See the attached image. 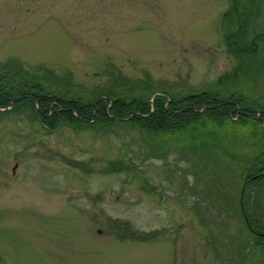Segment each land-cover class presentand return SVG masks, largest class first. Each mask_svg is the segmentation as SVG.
I'll list each match as a JSON object with an SVG mask.
<instances>
[{"label": "rangeland", "instance_id": "rangeland-1", "mask_svg": "<svg viewBox=\"0 0 264 264\" xmlns=\"http://www.w3.org/2000/svg\"><path fill=\"white\" fill-rule=\"evenodd\" d=\"M234 2L252 14L249 37L263 34L264 0ZM232 9L233 0H0V65L68 77L58 86L85 99L99 89L215 94L236 120L201 117L197 133L150 155L127 125L50 133L29 108L1 115L2 264H264V239L241 208L242 197L264 227V178H246L264 175V120H238L231 104L264 106V41L237 60ZM113 162L130 169L106 174Z\"/></svg>", "mask_w": 264, "mask_h": 264}, {"label": "trees", "instance_id": "trees-1", "mask_svg": "<svg viewBox=\"0 0 264 264\" xmlns=\"http://www.w3.org/2000/svg\"><path fill=\"white\" fill-rule=\"evenodd\" d=\"M40 70L43 73H40ZM40 70L28 71L13 60L0 65V109H7L14 100L19 99L8 111H0V116L18 111V107L29 108L33 111L35 119L50 133L62 126L74 129L101 126L104 129L127 125L145 137L146 144L151 149L150 155H155L154 150L159 151V147L167 149L171 144L184 141V131L193 135L197 133L199 127L205 124H201V117L221 121L226 118L233 120L229 112L230 104L215 94L200 91L174 99L165 93H151L148 97L133 92L129 95H119L109 89L106 92L99 89L90 98L85 99L70 94L63 86H58L61 81L67 82L68 77L59 78L49 70ZM208 105L214 107L201 115V109ZM218 108L221 110L218 111ZM237 119L243 120V117ZM166 137L171 140L162 146L165 143L160 140ZM190 140L194 142L198 137H191ZM117 163H111L105 173L112 174L130 169L126 163L121 166H117ZM263 178L264 175L251 180L249 184L259 183ZM254 222L249 220L252 230L263 232L264 227H258ZM141 239L138 237V240ZM256 239L263 238L256 236Z\"/></svg>", "mask_w": 264, "mask_h": 264}, {"label": "flooded vegetation", "instance_id": "flooded-vegetation-1", "mask_svg": "<svg viewBox=\"0 0 264 264\" xmlns=\"http://www.w3.org/2000/svg\"><path fill=\"white\" fill-rule=\"evenodd\" d=\"M247 2L249 3V1ZM238 13L243 14V19L239 17ZM234 15H236V19ZM251 15H252L251 13L244 14L243 10L239 12L233 0V9L231 11L230 21L231 23H233L234 27L236 26V28L233 30L232 34H230L229 37L226 38V40H228L227 46L229 47V50L232 51L236 59L237 60L240 59V61H242L246 57H248V61H249L251 60V57L257 56L260 50L259 46H261V43L264 41V33L263 34L258 33V34H255L249 37L248 31L246 30V28L250 25L249 17H251ZM242 31L243 33H241ZM238 63L240 64V62ZM235 99L244 101L243 97L241 96H237L235 97ZM231 104L233 105L232 111L237 115V117H243V119H245L247 117L250 118L254 115H257L256 118H259V116H263V120H264V106L263 105L262 107L257 106V108H251L249 106L242 105V102L240 106H238L237 103H234L232 101H231ZM246 104L249 105V103H246ZM252 168H254V166ZM260 174L262 173L256 174L254 171L250 170L246 178L247 180H250ZM261 234L262 236L260 237L264 239V232H261Z\"/></svg>", "mask_w": 264, "mask_h": 264}, {"label": "water", "instance_id": "water-1", "mask_svg": "<svg viewBox=\"0 0 264 264\" xmlns=\"http://www.w3.org/2000/svg\"><path fill=\"white\" fill-rule=\"evenodd\" d=\"M17 101H18V99L14 100V102H12L11 105H13V103H15V102H17ZM245 221H246V223H247L248 228H250V225H249V223H248V219H247L246 216H245Z\"/></svg>", "mask_w": 264, "mask_h": 264}]
</instances>
